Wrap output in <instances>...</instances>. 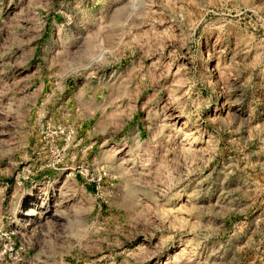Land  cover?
Instances as JSON below:
<instances>
[{
	"label": "rangeland",
	"instance_id": "1",
	"mask_svg": "<svg viewBox=\"0 0 264 264\" xmlns=\"http://www.w3.org/2000/svg\"><path fill=\"white\" fill-rule=\"evenodd\" d=\"M17 179L30 264H264V0H0Z\"/></svg>",
	"mask_w": 264,
	"mask_h": 264
},
{
	"label": "built area",
	"instance_id": "2",
	"mask_svg": "<svg viewBox=\"0 0 264 264\" xmlns=\"http://www.w3.org/2000/svg\"><path fill=\"white\" fill-rule=\"evenodd\" d=\"M21 184L20 179L13 186L8 181L0 182V264H30L36 260L29 250L28 214L18 211L21 199L14 209ZM15 185L20 187L18 191Z\"/></svg>",
	"mask_w": 264,
	"mask_h": 264
},
{
	"label": "bare ground",
	"instance_id": "3",
	"mask_svg": "<svg viewBox=\"0 0 264 264\" xmlns=\"http://www.w3.org/2000/svg\"><path fill=\"white\" fill-rule=\"evenodd\" d=\"M44 193H45V191H44ZM43 193V194H44ZM44 202V201H43ZM47 204V203H46ZM45 204V205H46ZM42 206H43V204H42ZM39 208V207H38ZM45 208V207H44ZM37 212V211H36ZM26 214H28V215H33V214H36L35 213V211H34V208L33 207H30L26 212H25Z\"/></svg>",
	"mask_w": 264,
	"mask_h": 264
}]
</instances>
